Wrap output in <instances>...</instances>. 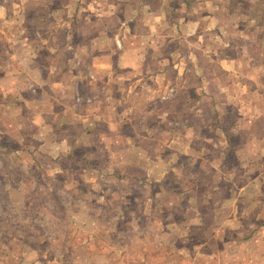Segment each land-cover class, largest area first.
Here are the masks:
<instances>
[{
    "label": "crops",
    "instance_id": "0c3cea01",
    "mask_svg": "<svg viewBox=\"0 0 264 264\" xmlns=\"http://www.w3.org/2000/svg\"><path fill=\"white\" fill-rule=\"evenodd\" d=\"M43 2L51 5V15L36 11ZM190 5L187 0L0 2L1 21L12 29L4 37L11 51L0 54V138L10 141L6 158L11 161H17L14 154L41 156L49 167L44 193L56 210L66 207L57 183L79 181L75 172L80 171L82 192L87 197L97 192L104 206L116 194L118 200H135L131 192L121 195V189L138 184L145 187L152 210H182V222L189 225L161 222L181 227L182 242L206 229L202 206L216 219L229 212L222 247L236 240L239 231L231 226L241 225L244 214L256 212L259 224L244 227L243 241L264 228V58L260 48L249 53L244 42L234 45L236 35L226 30L233 24L230 12L224 20L217 15L224 8L214 7L204 36L203 11ZM251 22L263 45L264 19ZM170 25L178 28L176 35H170ZM29 29L47 31L30 34ZM59 31L64 32L61 42ZM237 31L240 38L255 36L244 27ZM220 35L228 38L223 49L216 45ZM228 43L235 57L222 52ZM103 83L112 100L88 104L86 98ZM169 85L176 87L175 95L160 100ZM77 92L84 95L82 103L75 99ZM5 164L10 172V163ZM196 183L206 188L204 194L194 190ZM113 184L120 190L111 192ZM10 194L22 205L28 202L23 187H12Z\"/></svg>",
    "mask_w": 264,
    "mask_h": 264
},
{
    "label": "rangeland",
    "instance_id": "374dc122",
    "mask_svg": "<svg viewBox=\"0 0 264 264\" xmlns=\"http://www.w3.org/2000/svg\"><path fill=\"white\" fill-rule=\"evenodd\" d=\"M2 1L4 0H0V2ZM8 1L16 3L18 0ZM47 1L50 4L54 3L55 6L60 2H66V0ZM187 1L191 2L190 8L203 11L202 35L205 36L206 29L209 27L206 21L214 7L224 8V12H218L217 15L225 20L222 15L230 12L228 23L233 24L228 26L226 30L236 35L235 38H232L235 40L234 45L239 46L244 42V47L249 53L257 52L260 48L261 56L264 58V43L259 45L258 27H255L254 22H251L252 19L256 18L264 19V0ZM49 7L44 5L43 8L36 11L48 16L51 15L48 13ZM210 7L212 9L208 10ZM11 9V11L15 10ZM60 12L55 15L60 16L62 13ZM18 15H13V20H10L11 24H14ZM248 22H250L249 25H247ZM8 24L1 21L0 18V54L5 53V56L11 51L7 47L8 43L6 42L8 40L4 38L7 37V32L12 30ZM238 27H244L246 33L249 32L250 35L255 36H252L253 39L245 38V36L240 38L237 31ZM29 30H31L30 34L39 30L47 31L45 29ZM168 31L170 35H176L178 28L175 25H170ZM63 35V31L58 32L59 42H61L60 36ZM191 37L198 38L199 35L192 33ZM227 42L228 38L220 35L216 45L223 49ZM120 44L118 40V45ZM229 44L226 45L227 49L222 50V52L227 56L235 57L237 52L231 47L228 48ZM61 51L64 57H59L62 61L60 65H64L63 63H66L65 50L61 49ZM46 53L43 55H47ZM53 58L55 59V56ZM75 65H80L79 59H75ZM88 78L90 81H94L95 75L88 73ZM27 81L30 82V79ZM166 90H168V86L160 95V100L171 99L175 95L176 87L174 86L173 91L166 92ZM83 96L77 92L76 101L82 103ZM86 100L88 104L109 103L112 100V94L108 84H101L100 88L91 96L89 95ZM2 140L8 146L11 145L8 138ZM5 149L0 143V151ZM32 154L37 156L36 162H34L32 157L34 155ZM32 154H14L17 161H11L6 158V153L0 152V264H65L64 261H67L68 264H264V228L256 231L253 240L243 241L248 235L244 231V227H247V224L257 226L259 224V217L254 215L256 212L244 214L241 225L234 224L231 226L236 227V232L239 231L240 235L235 236L236 240L231 241L230 245L222 247L221 234H224L222 224L225 223L229 212L220 213L216 219L210 216V210L200 205L199 207L202 206V209L207 212L204 221L206 229L202 234L197 236L192 234L187 237L189 242H182L181 227L175 226L173 221L168 225L161 224L162 219H173L175 223L179 221L180 225H189V222L186 224L182 222L184 220L182 210L173 212V214L152 210L151 205H146L145 187L141 190L137 187L138 184L133 185L132 188L125 185L121 189V195L125 192H131L135 200H118L116 194L114 200L104 206V201L97 197V192L90 193L88 196L91 198L82 192L85 186L83 185L84 182H80L83 178L78 175L80 171L75 172L77 173L75 174L76 179L79 181L67 183L66 186L64 181L63 187H61V182L57 183L58 186L56 187L59 193L65 197L62 205L66 207L64 210L60 207L56 210V204L47 199L43 187L45 176L49 174V167L39 154L35 151ZM82 155L83 152L78 153L79 157ZM5 163H10V172L6 170ZM230 163L234 164L235 161ZM38 166L39 168H37ZM68 179L70 180L69 175L64 178V180ZM197 185L198 183L194 184V190L199 194H204L206 188L201 185L197 188ZM12 187L17 189L23 187L28 197L26 204L22 205L11 198ZM61 189H66L69 194L64 193ZM111 189V192L120 190L116 184H113ZM34 195L39 198L33 199ZM197 202L201 203L200 201ZM190 205L192 204L188 206L191 207ZM254 208L256 209L257 206ZM59 209L64 212V215ZM53 211L57 213L56 216H53ZM191 214L192 212L188 213V215ZM195 230L197 229H194V232ZM230 234V237L233 238L234 233L231 232ZM202 238H205V242L208 243L206 246L205 244L202 245L204 241L201 240ZM184 244L188 246L184 247ZM203 255H206L207 259L197 258Z\"/></svg>",
    "mask_w": 264,
    "mask_h": 264
},
{
    "label": "trees",
    "instance_id": "16d2710c",
    "mask_svg": "<svg viewBox=\"0 0 264 264\" xmlns=\"http://www.w3.org/2000/svg\"><path fill=\"white\" fill-rule=\"evenodd\" d=\"M170 89H174V86L173 85H169L168 86V90H166V92L167 91H170ZM165 93V92H164ZM176 93V90H174V94ZM111 101V100H110ZM2 144H3V146L6 148L4 151H0V152H2V153H8L9 152V147H8V144L4 141V140H2Z\"/></svg>",
    "mask_w": 264,
    "mask_h": 264
},
{
    "label": "built area",
    "instance_id": "2783aa9c",
    "mask_svg": "<svg viewBox=\"0 0 264 264\" xmlns=\"http://www.w3.org/2000/svg\"><path fill=\"white\" fill-rule=\"evenodd\" d=\"M170 90H172L173 91V89H170ZM98 100V99H97Z\"/></svg>",
    "mask_w": 264,
    "mask_h": 264
}]
</instances>
